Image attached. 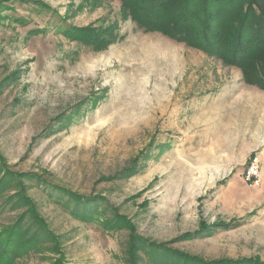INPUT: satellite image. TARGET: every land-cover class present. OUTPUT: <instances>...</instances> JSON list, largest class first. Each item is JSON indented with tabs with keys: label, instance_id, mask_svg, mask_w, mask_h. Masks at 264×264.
Listing matches in <instances>:
<instances>
[{
	"label": "rangeland",
	"instance_id": "obj_1",
	"mask_svg": "<svg viewBox=\"0 0 264 264\" xmlns=\"http://www.w3.org/2000/svg\"><path fill=\"white\" fill-rule=\"evenodd\" d=\"M226 56L126 0H0V264H264V89Z\"/></svg>",
	"mask_w": 264,
	"mask_h": 264
},
{
	"label": "trees",
	"instance_id": "obj_2",
	"mask_svg": "<svg viewBox=\"0 0 264 264\" xmlns=\"http://www.w3.org/2000/svg\"><path fill=\"white\" fill-rule=\"evenodd\" d=\"M126 3L140 26L225 57L229 54L244 68L247 82L264 89V0H186L182 10H169L167 0ZM68 32L79 34L77 29ZM105 38L99 35L92 40L107 43Z\"/></svg>",
	"mask_w": 264,
	"mask_h": 264
},
{
	"label": "built area",
	"instance_id": "obj_3",
	"mask_svg": "<svg viewBox=\"0 0 264 264\" xmlns=\"http://www.w3.org/2000/svg\"><path fill=\"white\" fill-rule=\"evenodd\" d=\"M243 179L251 187H259L263 182V169L262 163L259 157H255L246 167Z\"/></svg>",
	"mask_w": 264,
	"mask_h": 264
}]
</instances>
